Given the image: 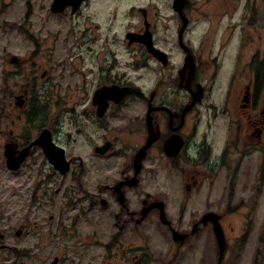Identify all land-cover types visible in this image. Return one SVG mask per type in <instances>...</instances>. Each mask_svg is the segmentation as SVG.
<instances>
[{
  "label": "flooded vegetation",
  "instance_id": "flooded-vegetation-1",
  "mask_svg": "<svg viewBox=\"0 0 264 264\" xmlns=\"http://www.w3.org/2000/svg\"><path fill=\"white\" fill-rule=\"evenodd\" d=\"M39 1L40 22L59 24L46 43L64 48L49 50L56 58L43 70L9 60L23 70L12 99L24 134L6 145L15 157L29 148L19 169L38 149L51 171L41 173L40 253H50L49 264H234L228 237L232 250L241 245L254 204L264 202V0H183L180 13L175 0H71L57 12L55 0ZM50 105L70 108L44 114ZM42 132L73 173L69 191L48 192L67 174L43 147L30 148ZM146 175L165 177L173 193L148 191ZM262 227L264 248V217Z\"/></svg>",
  "mask_w": 264,
  "mask_h": 264
},
{
  "label": "rangeland",
  "instance_id": "rangeland-1",
  "mask_svg": "<svg viewBox=\"0 0 264 264\" xmlns=\"http://www.w3.org/2000/svg\"><path fill=\"white\" fill-rule=\"evenodd\" d=\"M129 1L145 2L146 0H121L122 3ZM39 3V0H0V232L4 235L2 245L10 248V250L0 248V264H49L51 262L50 257H48L50 253H40L39 251V227L43 222V216L39 212L38 200L40 193H47L40 182L42 179L41 173L49 174L51 171L48 168L43 171L42 159L38 149L33 151L27 164L25 163L24 167L16 173L7 170L6 159L3 154L7 142L12 141L14 138L19 139L20 135L24 134L22 131L23 120L18 118L21 112L15 105L16 101L12 99V94L14 96L23 85L21 79L23 70L21 67H12L9 60L11 57L20 58L27 61V67L33 65L41 67L40 70H43L48 67L49 62H53L56 58L55 54H51L49 50H62L64 48L60 43L55 45L50 42L46 43L47 37L59 35V24L50 22L48 25H44L40 22L43 12L42 8H39ZM26 6L28 8L30 6L32 12L29 13ZM28 17H31L29 25L24 22ZM177 22L178 20L175 19L174 29L177 28ZM62 30L67 33L68 26L62 24ZM24 33L25 35H23ZM35 41L40 46L37 47ZM29 60L32 62L29 63ZM39 75L40 72L37 76L39 77ZM38 83L42 85V94L43 82L39 80L36 84L38 85ZM58 83L57 79L48 81V84L52 87H55ZM39 101L41 103L43 98ZM216 102H218L217 98ZM62 108H70V106L55 107L50 105V108L45 106L44 114L61 113ZM35 109L38 112V106ZM31 112L32 106L30 108ZM65 114L66 118L69 119L70 112H65ZM12 120H15L14 124H12ZM221 121L223 122L222 119L217 122L222 124ZM38 123V121H34L32 125L27 123V126L32 129V137L29 136L30 140L37 137ZM214 127L216 128V125ZM201 130H204L202 125L200 126ZM79 145L80 147L75 148L86 153V146L82 143H79ZM74 146L71 142L70 149ZM72 174V171H70L64 178L57 177L55 185H51L48 192L57 186L61 187L63 191H69L72 187ZM144 179L146 181L144 185L147 186L148 191L164 195L173 193L171 185L161 175L155 181L150 180L148 175L144 176ZM85 181L90 180L86 178ZM33 194L36 200L33 199ZM232 203H236V201ZM245 204H248V202H245ZM254 205V211L247 224L249 234L245 236L244 241L239 245L241 247L236 246L232 250V241L228 237L230 244H228L227 258L230 260L236 257L234 264H252L253 258H255L256 264H263L264 248L259 240L263 242L264 202L259 200L258 204L255 203ZM222 207L225 210L224 202ZM241 212L244 211L238 209L236 215L240 217ZM232 224L236 228L239 223L232 221ZM23 226H26V231L16 237L15 233ZM225 229L226 232L230 233L226 225ZM209 244L208 242V247ZM224 264H228L227 260Z\"/></svg>",
  "mask_w": 264,
  "mask_h": 264
},
{
  "label": "water",
  "instance_id": "water-1",
  "mask_svg": "<svg viewBox=\"0 0 264 264\" xmlns=\"http://www.w3.org/2000/svg\"><path fill=\"white\" fill-rule=\"evenodd\" d=\"M66 2H71V0H55L54 4L52 5V11L57 12V6L61 3L65 5ZM176 6L174 7L175 11L180 13L183 5V0H175ZM67 4V3H66ZM65 8V6L63 7ZM62 8V10H63ZM58 12H61L60 9H58ZM148 51L152 53L154 56H157L158 50L154 49L151 45L148 46ZM15 60L12 59V62ZM150 143L147 144L146 147H144L136 157L135 162L138 163L137 165V171L140 170L141 161L143 160L145 156V151L149 147ZM33 146L43 147L44 152L46 153L49 162L54 166L55 170L58 171L61 174H67L69 172L68 163L64 159V154L61 150L55 148V146L51 143V140L49 138V134L47 132H42L41 135L30 145V148ZM29 148L23 149L19 156L15 157L12 153L11 147L9 145H6L4 148V157L6 159L5 165L8 171L17 172L20 168V166L23 164L24 160L28 156ZM163 217V213L161 214ZM215 233L217 235V241L219 244V250H220V260L223 255L224 251V237L222 234V230L219 226V224L215 227ZM21 235V231L18 230L15 233L16 237H19ZM178 235L177 233H174V236L176 237ZM0 239H3V235L0 232Z\"/></svg>",
  "mask_w": 264,
  "mask_h": 264
}]
</instances>
